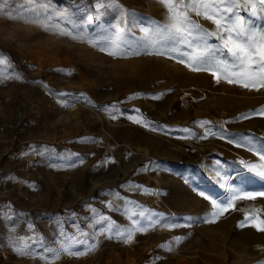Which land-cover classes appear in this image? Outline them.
Returning a JSON list of instances; mask_svg holds the SVG:
<instances>
[{
    "label": "rangeland",
    "instance_id": "obj_1",
    "mask_svg": "<svg viewBox=\"0 0 264 264\" xmlns=\"http://www.w3.org/2000/svg\"><path fill=\"white\" fill-rule=\"evenodd\" d=\"M45 2L0 0V55L10 61L2 71L22 77L0 79V264L264 261V232L250 224L238 226L253 208L261 209L256 215L264 218V199L238 201V210L229 209L214 223H205L211 204L198 195L204 191L218 200L227 197L215 177L217 170L230 178L229 183L244 184L248 174L239 161L257 157L228 141L251 136L264 143V117L242 118L264 106V89L216 83L206 72H192L160 56L114 58L89 40L109 37L116 11L97 15V0ZM118 3L154 22H166L158 0ZM192 18L206 29L214 27L194 13ZM255 23L264 26V19ZM59 29L85 39L61 35ZM133 31L140 35L138 28ZM56 93H83L86 100L65 108L62 102L68 98ZM180 96L187 97L185 106ZM112 105L118 111L104 110ZM129 116L143 118L150 127L133 123ZM206 132L207 138H201ZM69 161L75 166H68ZM245 186L260 187L250 180ZM125 199L163 213L162 224L138 233L130 244L96 236L90 240L96 249L84 256L61 253L54 259L46 251L60 248L62 232H97L100 225L94 226L93 209L127 226L122 207L107 206L109 201L122 206ZM177 236L184 239L173 251L161 247ZM21 238L32 245L31 254L14 250Z\"/></svg>",
    "mask_w": 264,
    "mask_h": 264
},
{
    "label": "snow or ice",
    "instance_id": "obj_2",
    "mask_svg": "<svg viewBox=\"0 0 264 264\" xmlns=\"http://www.w3.org/2000/svg\"><path fill=\"white\" fill-rule=\"evenodd\" d=\"M34 2L39 4L45 0H34ZM158 3L166 12V22L163 24L154 22L150 17H142L137 13L130 12L119 4L118 0H97L95 4L97 15L101 14V10L116 11L118 19L112 25L111 33L106 40H89V43L114 58L142 55L160 56L175 60L192 72H206L213 77L216 83L223 81L248 91L259 92L264 89V26H258L255 23L257 19H264V0H158ZM46 11L45 2V13ZM193 13L211 22L214 26L213 29H206L193 20ZM242 13L246 15H242ZM43 26L52 30L49 25ZM135 28L139 29V36L133 31ZM59 32L61 35L71 36L73 39H85L83 36L73 35L66 29H59ZM211 39L217 43L210 44L209 40ZM9 64V58L0 55V79H22L16 73H3L2 69L8 67ZM56 95L68 98L62 102L65 108L86 100L83 93H56ZM109 109L118 111L115 105L104 108L105 111H109ZM136 111L139 112L138 109ZM110 115L112 119L117 118L111 112ZM252 116L264 117V106L244 114L242 118L248 119ZM128 119L133 123L150 127V124L143 118L129 116ZM208 123L210 122H201L202 125ZM151 130L156 131L157 129L152 127ZM182 130L189 131L187 128ZM208 134L206 132L201 138H207ZM211 134L216 135L214 132ZM228 142L235 143L237 147L246 148L257 157V160L239 161L242 170L248 174L242 185L229 183L230 178L223 176L220 170L215 172L220 187L228 193L224 200H218L204 191L198 192V195L211 204L212 210L202 221L205 223H214L229 209L238 210L235 208L238 201L264 199V143H257L251 136H243L240 141L229 140ZM44 151L54 150L44 149ZM216 163L219 165L220 162ZM68 166H75V163L69 161ZM249 180L259 183L260 187L258 189L246 187ZM145 191L149 190L145 189ZM149 194L156 193L150 192ZM113 195L116 199H120L119 193ZM107 206L109 208L122 207V211L129 221L128 225L124 227L116 225L110 217L96 213V210L93 209L96 217L94 226L100 225L97 232L92 234L81 232L79 236L62 232L60 248L46 249V251L52 252L54 259H59L61 253L76 257L84 256L96 249L97 244L90 242V240H95L96 236L102 235L130 244L138 233H147L162 224L163 213L144 209L134 201L125 199L122 206H116L114 201H109ZM138 208L140 210H137ZM260 211L261 209L258 208L246 211L238 226L243 228L250 224L258 232H264V218L256 215ZM185 219L191 222L193 218ZM163 226L172 228L177 225L163 224ZM183 239L179 236L174 237L172 241L161 245V247L171 252ZM35 242L33 240V243ZM31 248L32 245L21 238L17 241L14 250L20 255H29ZM259 264H264V261H260Z\"/></svg>",
    "mask_w": 264,
    "mask_h": 264
},
{
    "label": "built area",
    "instance_id": "obj_3",
    "mask_svg": "<svg viewBox=\"0 0 264 264\" xmlns=\"http://www.w3.org/2000/svg\"><path fill=\"white\" fill-rule=\"evenodd\" d=\"M179 102L181 106H185L187 104V97L185 96H180L179 97Z\"/></svg>",
    "mask_w": 264,
    "mask_h": 264
},
{
    "label": "trees",
    "instance_id": "obj_4",
    "mask_svg": "<svg viewBox=\"0 0 264 264\" xmlns=\"http://www.w3.org/2000/svg\"><path fill=\"white\" fill-rule=\"evenodd\" d=\"M14 62L18 66V68H21L20 62H19V60L16 57H14Z\"/></svg>",
    "mask_w": 264,
    "mask_h": 264
}]
</instances>
